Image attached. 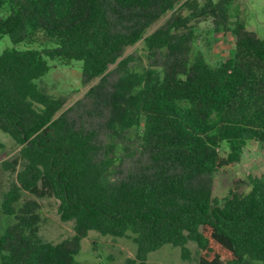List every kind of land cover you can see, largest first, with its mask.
Wrapping results in <instances>:
<instances>
[{
	"label": "trees",
	"instance_id": "obj_1",
	"mask_svg": "<svg viewBox=\"0 0 264 264\" xmlns=\"http://www.w3.org/2000/svg\"><path fill=\"white\" fill-rule=\"evenodd\" d=\"M178 1L0 0L9 10L0 18V38L13 43L0 52V131L20 147L12 159L20 166L16 181L36 197L57 199L61 220L73 221L75 231L73 245L43 241L39 203L24 199L15 207L14 184L1 208L16 219V233L0 235V264H75L78 241L89 231L131 235L140 260L165 244L180 247L185 259L192 241L197 264L264 263V177L249 176L245 190L221 199L197 183L238 162L244 149L264 147V38L237 21L230 29L234 48L217 64L200 51L159 69L126 68L121 61V75L104 91L109 64L143 35L141 27L125 32L118 23L156 17ZM225 4L185 0L179 11L191 12H177L164 32L144 41L173 48L181 27L216 17ZM38 33L51 45L17 47ZM49 59L79 61L83 83L99 78L86 95L99 97L115 134L137 130L147 161L138 172L108 178L112 159L102 155L97 132L58 114L62 98L39 86Z\"/></svg>",
	"mask_w": 264,
	"mask_h": 264
},
{
	"label": "rangeland",
	"instance_id": "obj_2",
	"mask_svg": "<svg viewBox=\"0 0 264 264\" xmlns=\"http://www.w3.org/2000/svg\"><path fill=\"white\" fill-rule=\"evenodd\" d=\"M184 1H178L173 8L156 17L146 15L118 23L117 29L125 32L132 27H141L143 35L135 43L124 46L116 61L109 64L104 91L111 90L121 75L123 71L119 66L121 61H125L126 68L159 69L172 59L191 58L195 51H200L209 64H217L227 58L234 48L235 38L230 29L237 21H243L248 31L264 38V0H221L226 1V6L216 17L204 15L192 18L188 23L189 27H181L175 33L173 38L175 47L149 48L144 41L146 36L164 32L177 12L182 16L191 12L187 8L179 11ZM197 1L203 4L205 0ZM8 13V8H0V18ZM50 45L51 42L42 33H38L33 39L26 40L17 47L44 48ZM12 46L13 43L8 35L0 38V52ZM48 61L51 69L40 79L39 86L46 93L62 98L63 106L58 114L65 112L77 128L94 129L97 132V140L104 147L102 155L112 159L107 170L108 178L118 179L129 173L138 172L144 167L147 161L140 150L137 130L131 128L122 134H115L108 126L109 113L100 103L99 97L86 95L91 87L99 83V78L83 83L79 61L68 63L50 59ZM19 148L8 134L0 131V235L6 230L16 233L13 230L16 219L13 215L4 213L1 208L4 194L16 184L18 197L15 207L24 199H35L39 203L38 213L41 219L39 237L43 241L73 245L75 235L73 221L61 220L57 210L58 200L54 197H36L19 187L16 174L20 166L12 164V159ZM225 148L223 146L221 149ZM249 176L264 177V147L260 144L254 149H244L238 162L215 171L211 176L200 178L197 183L208 188L212 195L221 199L231 190H245L244 182ZM186 246L189 248V253L185 259L181 255L180 247L165 244L159 249L148 252L146 257L140 260L136 257V246L131 235L114 236L89 231L78 241L74 258L75 264H197L196 244L189 241ZM252 264L264 263L253 260Z\"/></svg>",
	"mask_w": 264,
	"mask_h": 264
}]
</instances>
